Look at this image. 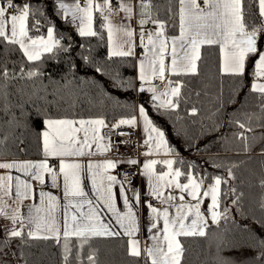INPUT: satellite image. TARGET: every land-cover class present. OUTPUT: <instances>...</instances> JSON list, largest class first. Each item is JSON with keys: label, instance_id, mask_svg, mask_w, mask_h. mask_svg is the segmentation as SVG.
Listing matches in <instances>:
<instances>
[{"label": "snow or ice", "instance_id": "snow-or-ice-1", "mask_svg": "<svg viewBox=\"0 0 264 264\" xmlns=\"http://www.w3.org/2000/svg\"><path fill=\"white\" fill-rule=\"evenodd\" d=\"M73 33L101 41L106 61H134L139 87L97 62ZM206 48L218 49L220 76L241 86L252 62L248 91L259 113L225 123L235 126L237 156L251 159L259 144L264 158V0H117L115 7L113 0H0V264H46L51 256L56 264H103L96 242L112 239L132 264H185L189 238L208 242L207 264H264V219L245 222V193L236 186L245 161L214 165L224 175L185 168L143 103L114 123L76 110L89 95L82 85L91 84L100 96L108 88L147 91L155 113L178 116L192 92L200 95L189 84L201 74ZM61 56L68 68L55 79L46 64ZM81 61L109 82L78 78ZM141 123L144 162L113 157L115 131ZM28 135L40 159L20 158ZM186 142L188 151H201ZM122 163L139 167L143 190L127 173L113 174ZM259 207L264 212V197ZM248 250L256 254L248 258Z\"/></svg>", "mask_w": 264, "mask_h": 264}, {"label": "trees", "instance_id": "trees-1", "mask_svg": "<svg viewBox=\"0 0 264 264\" xmlns=\"http://www.w3.org/2000/svg\"><path fill=\"white\" fill-rule=\"evenodd\" d=\"M96 26L99 27V20ZM74 36L75 43L84 44L85 48L92 49V55L97 62L104 64L112 72H118L124 80H131L137 86L135 80L136 72L132 66L134 61H122L116 58L112 61H106L107 49L104 44L97 38H81ZM80 51V49H77ZM218 49L206 48L204 50V58L200 63L201 74L193 79L189 88L199 91L191 93V99L187 104L181 103L179 115L160 116L155 113L151 104H146L151 117L162 128L166 130L170 143L179 151V155L186 162L196 165L197 169L208 173L209 175H224L225 169L215 167L216 164H230L245 161L236 169V186L245 193V209L247 212V223L255 220L264 219V212H261L259 201L264 197V189L259 186L260 179L264 177V166L262 159L257 155L261 145L257 144L252 158L249 159L244 155L237 156L235 154L236 144L233 141V132L236 131L235 126L231 123H225V119H239L247 121V116L253 113H259L258 100L256 94L250 93L251 72L253 70L252 62L249 61L248 75L245 78L244 85L241 86L239 80L228 76L221 77L217 68L216 53ZM75 55V54H74ZM13 59L16 57L13 56ZM79 58L77 57V60ZM69 58L61 56L59 61H48L46 68L55 79H59L68 68ZM77 72V77L87 81L98 80L102 84L109 82L108 77H100L95 73L93 67L83 65ZM47 82V81H45ZM82 87L88 96L81 95L77 105V111L81 112L85 117L104 115L109 123H114L121 117L136 114L135 105L138 104L136 90L132 88H108L107 96H100L92 89L91 84H83ZM187 92V89H186ZM62 107L66 108L67 104ZM195 107L198 112L196 115H189V110ZM253 124L255 120L253 119ZM36 127H40V122L36 121ZM177 129L180 134L177 135ZM199 143L201 151H188V143ZM29 152L27 155L20 154V158L39 157L34 137L27 136ZM207 145V150L204 146ZM15 151V149H13ZM179 166V165H177ZM241 181L243 183H241ZM239 221L242 218L237 216ZM259 230V229H257ZM124 240H126L124 238ZM40 246H44L43 241L37 242ZM186 248L185 264H207L209 257L207 256L208 242L199 238H189L184 241ZM121 240H100L96 242V246L101 250V260L103 264H132L120 249ZM256 253L248 250L244 255L251 258ZM46 264H56V257L51 256Z\"/></svg>", "mask_w": 264, "mask_h": 264}, {"label": "built area", "instance_id": "built-area-1", "mask_svg": "<svg viewBox=\"0 0 264 264\" xmlns=\"http://www.w3.org/2000/svg\"><path fill=\"white\" fill-rule=\"evenodd\" d=\"M113 6H116V3L113 0ZM138 137L137 131L134 128L130 127H122L115 131L114 135H112L111 139L113 142L112 148V156H117L120 158H133L140 161L141 155L140 153L146 150L143 147V144H139L136 142V138ZM121 141H126L121 143ZM119 144L117 148L115 145ZM138 166H131L127 163H122L118 166L116 170H114L113 174H118L122 179L125 173L128 174L129 177H135V175L139 171Z\"/></svg>", "mask_w": 264, "mask_h": 264}, {"label": "crops", "instance_id": "crops-1", "mask_svg": "<svg viewBox=\"0 0 264 264\" xmlns=\"http://www.w3.org/2000/svg\"><path fill=\"white\" fill-rule=\"evenodd\" d=\"M114 2L117 3V0H114ZM132 23L134 24L135 22L133 21ZM135 72H136V70H135ZM250 84H251V80H250ZM138 87H139V82L137 81L136 88H138ZM136 94H137V99H138V104L137 105H139L141 103H143L144 105L150 104V95H151L150 93H148L147 91H145L144 93H138L136 91ZM136 114H138V113H136ZM134 129L137 131V134H138V137L136 138V142H138L139 144H143L144 139H146V133H144V131H143L142 123L138 127H135ZM103 131L107 132L108 129H104ZM144 151H146V150H144ZM144 151H142V152H144ZM162 155H163V153H161V156ZM113 157H115L117 159H124V160L127 159V158H120V157H117V156H113ZM97 158H103V157L101 156V157H97ZM155 158H159V157H155ZM169 158H172V157H169ZM21 159H33V160H36V159H40V156L39 157H34V158H21ZM144 160H145V157L143 155H141L140 163L142 164L144 162ZM145 183H146L145 180L139 175L133 177V179H132L133 186L136 187V188H139L141 190H143V188L145 186ZM116 191H117V194H118L119 189L117 188ZM202 208H203V205H202ZM143 215L144 216L147 215V210L146 209L143 210ZM125 239H127V238L125 237ZM141 239L143 240V236L141 237Z\"/></svg>", "mask_w": 264, "mask_h": 264}, {"label": "rangeland", "instance_id": "rangeland-1", "mask_svg": "<svg viewBox=\"0 0 264 264\" xmlns=\"http://www.w3.org/2000/svg\"><path fill=\"white\" fill-rule=\"evenodd\" d=\"M206 206H207V202L203 205V208L206 209ZM5 221L3 220H0V223H4Z\"/></svg>", "mask_w": 264, "mask_h": 264}]
</instances>
